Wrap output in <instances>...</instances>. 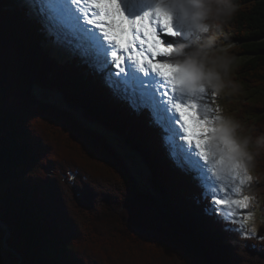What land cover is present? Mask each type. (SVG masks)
<instances>
[{"label":"trees","instance_id":"16d2710c","mask_svg":"<svg viewBox=\"0 0 264 264\" xmlns=\"http://www.w3.org/2000/svg\"><path fill=\"white\" fill-rule=\"evenodd\" d=\"M238 3V12L218 34L221 43L232 46L230 54L241 58L232 71L238 86L229 89L222 108L223 115L239 120L256 137L264 134V0ZM0 20L7 43L22 24L15 0H0ZM25 39L39 51L34 35L26 33ZM3 57L0 32V176L4 171L7 181L5 197L0 184L6 226L0 232V264L264 261V239L257 238L264 237V149L246 181L262 222L256 235L246 236L238 224L205 213L209 201L203 189L169 158L161 128L151 123L147 109L137 115L114 100L102 80L86 75L90 70L76 62L59 67L50 79L66 106L27 99L7 83L3 92ZM235 93L240 96L231 99ZM34 120L42 135L29 127ZM105 129L143 160L156 189L171 188L172 194L157 199L142 191ZM100 177L113 182L105 180L101 187Z\"/></svg>","mask_w":264,"mask_h":264},{"label":"snow or ice","instance_id":"6c2138e0","mask_svg":"<svg viewBox=\"0 0 264 264\" xmlns=\"http://www.w3.org/2000/svg\"><path fill=\"white\" fill-rule=\"evenodd\" d=\"M35 3L46 4L54 18L34 8ZM17 7L22 24L7 43L0 20L3 92L7 83L18 87L27 99L66 106L63 92L50 79L66 64L85 66L90 70L86 75L103 78V87L114 100L126 103L137 115L145 109L150 112L151 123L165 133L162 140L171 149L169 158L185 175L195 173L193 178L203 181L198 186L203 189L202 197L209 201L207 215L231 223L236 219L233 209L248 210V196L233 197L240 193L245 179L252 177L237 159V148L229 134L218 126L220 109L208 102L217 95L203 86H187L192 78L190 69L174 60V45L189 36L178 0H128V10L123 0H18ZM26 33L37 38L39 51L32 49ZM106 65L112 68L107 75ZM29 127L37 135L43 134L37 121ZM102 131L133 162L142 191L157 199L172 194L171 188L158 190L152 185L150 169L116 133ZM209 176L219 187L208 189ZM105 180L113 182L100 177L96 183L103 187ZM0 184L5 197L4 171ZM118 187L124 191L126 186ZM2 218L3 214L0 232L4 233ZM238 226L243 229L242 219ZM245 234L252 235L247 230Z\"/></svg>","mask_w":264,"mask_h":264},{"label":"clouds","instance_id":"9594fccd","mask_svg":"<svg viewBox=\"0 0 264 264\" xmlns=\"http://www.w3.org/2000/svg\"><path fill=\"white\" fill-rule=\"evenodd\" d=\"M178 7L189 36L175 44L174 60L190 69L192 78L187 86H203L216 95L236 88L232 79L235 57L229 51L232 46L218 45V34L238 12V0H178ZM218 117V126L236 145L241 165L254 167L256 156L264 149V134L253 137L239 120L230 115Z\"/></svg>","mask_w":264,"mask_h":264},{"label":"rangeland","instance_id":"374dc122","mask_svg":"<svg viewBox=\"0 0 264 264\" xmlns=\"http://www.w3.org/2000/svg\"><path fill=\"white\" fill-rule=\"evenodd\" d=\"M17 2H18V0H17ZM123 2H124L125 9L127 8L126 10H128V0H123ZM45 5L46 4L35 3L32 6L34 8H38V9L43 10L44 12H46L48 14L50 19H53L54 16L49 11L47 5L46 6ZM177 21H179V20H177ZM181 27H182V24L179 26V28H181ZM229 40H231V38H229ZM224 42H226V41H224ZM221 44L222 43H221L220 39H218V45H221ZM240 59L241 58L239 56L235 57V61H240ZM111 71H112L111 66L106 65L104 74L107 75V74L111 73ZM230 94H232L231 90L227 89L225 92H222L221 94L217 95L216 97L211 98L208 102L211 103L214 108L217 107V106L219 107L221 105V103L224 104L226 101H228L230 99ZM238 95L239 94L235 93L234 94V99L238 98L240 96V95L239 96ZM240 98H243V97L241 96ZM164 135H165V133L163 132V136ZM166 148L169 151L168 153H171V149L169 147H167V145H166ZM128 161H129V163H130V165H131V167H132V169L134 171L133 162H131L130 160H128ZM193 175H195V174H189L188 176L193 178ZM246 180L247 179H245V181ZM245 181H244V183H245ZM194 183H196V185H198L199 183H202V182L201 181L198 182L195 179ZM211 183L208 186L209 190L217 188V187H215L216 185L213 182H211ZM228 183H230V182H228ZM244 183L240 186V189H241L240 193L238 195L234 196L233 197L234 199H242L243 196H246L245 192H248L249 190L245 189ZM248 205H249L248 210H243L242 211L240 209H233L234 213L236 215V219L234 221L240 223L241 219H242V223H243V226H244L243 229L240 228L242 230V232L245 234V230H247V232H250V233L253 234L254 232L257 231V228H258L259 224L262 222V219H261V216H260L259 207H258V209L254 208L253 207L254 205H252L249 202V200H248ZM195 231H197V230H195ZM9 249H10V247H9ZM258 264H264V261H261V262L259 261Z\"/></svg>","mask_w":264,"mask_h":264},{"label":"bare ground","instance_id":"6f19581e","mask_svg":"<svg viewBox=\"0 0 264 264\" xmlns=\"http://www.w3.org/2000/svg\"><path fill=\"white\" fill-rule=\"evenodd\" d=\"M45 6H46V5H45ZM126 9H127V8H126ZM180 25H181V22L179 21V23L177 24V27L179 28ZM219 36H220V35H219ZM219 36H218V37H219ZM174 46H175V45H174ZM231 99H234V97L232 96ZM227 105H229V104H227ZM227 105H226V106H227ZM222 110H223V108H222ZM256 161H257V160H256ZM255 163H256V162H255ZM191 174H194V173H191ZM212 182H213V181H212ZM210 183H211V182H210ZM213 183L216 185L215 187H219V185H218L217 183H215V182H213ZM211 184H212V183H211ZM213 188H214V187H213ZM197 189H198V188H197ZM199 189H200V188H199ZM197 191H198V190H197ZM256 194H257V193H256ZM197 198H198V197H197ZM197 198H196V199H197ZM196 201H197V200H196ZM263 201H264V200H263ZM198 202H199V201H198ZM256 202H257V201H256ZM261 205H262V204H261ZM233 211H234V210H233ZM261 212H263V211H261ZM207 225H208V224H207ZM228 231H229V230H228ZM242 239H243V238H242Z\"/></svg>","mask_w":264,"mask_h":264},{"label":"water","instance_id":"95a60500","mask_svg":"<svg viewBox=\"0 0 264 264\" xmlns=\"http://www.w3.org/2000/svg\"><path fill=\"white\" fill-rule=\"evenodd\" d=\"M8 233H9V230H8L7 234ZM5 245H6L7 248H9L8 243H5ZM12 250L15 251L14 249H12Z\"/></svg>","mask_w":264,"mask_h":264}]
</instances>
